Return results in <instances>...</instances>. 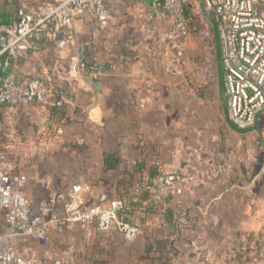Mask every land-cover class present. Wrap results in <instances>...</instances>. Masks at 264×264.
<instances>
[{
    "label": "crops",
    "instance_id": "1",
    "mask_svg": "<svg viewBox=\"0 0 264 264\" xmlns=\"http://www.w3.org/2000/svg\"><path fill=\"white\" fill-rule=\"evenodd\" d=\"M48 1L51 0H36V4ZM19 6L20 0H0V30L18 21ZM110 8L124 9V13L133 8L138 10L137 17L129 21L125 15L122 21L125 19L127 24L139 25L146 36L143 38L151 46L166 47L169 24L151 16L150 0H111ZM70 28L77 35L75 44L60 48L56 41L48 39L37 51L4 57L0 79L17 76L27 82L41 78L48 84L74 92V105L66 109L38 103L11 108L16 112L22 108L24 117L39 111L40 116L48 120V126L43 130L55 138L64 136L72 145L78 141L81 146L101 152L94 162L83 161L87 156L81 154L80 162L65 163L64 168L55 167L42 180L50 184L49 189L45 184V198L52 191L66 193L76 182L89 185L85 204L93 206L103 192L110 197L126 196L125 187L130 185L131 178L136 186L141 178L145 181L147 172H136L132 176V163L144 159L146 154L149 163L154 164L160 159L170 169L181 168L178 160L167 155L168 151L160 149V154H155L154 148L158 146L146 141L144 133L134 127L147 105L162 102L160 94L155 91L157 76L154 72L155 69L158 72L165 69L159 64L154 67L145 63L144 58L134 64L130 62L134 50L128 47V42L138 39L131 35L123 39L126 42L123 45L124 41L116 40L120 37L118 33L113 35L103 28L91 10L83 11ZM135 35H139L138 26ZM76 55L80 56L83 68L85 63L95 65L88 73L83 70L85 73L75 81L69 73V62ZM94 83L101 85L102 97ZM90 135L95 137L94 140L88 138ZM105 152H115L121 157L120 169L104 168ZM21 173L26 174L30 182V174L23 170ZM216 173L197 177L182 195L169 196L159 204L147 200L142 208L124 213L123 218H128L139 229L132 239H128L115 224L107 230L95 225L86 229L76 225L72 228L53 225L49 237L54 242L49 245L47 242L40 248L37 242L31 241L26 247L40 251L47 261L59 259L66 264H264V173L249 184L243 177L234 180L229 175ZM27 191L26 187V196L33 209L38 210L39 202L45 198L34 201ZM153 205L154 209H149ZM188 207L192 209L193 218L182 225L181 238L176 241L181 253L168 262L167 227L161 212L173 208L176 213H181ZM222 213L226 215L223 223ZM211 229L220 231L216 236H219L223 248L218 246L217 240L214 243L209 240ZM202 247H209V250L202 252Z\"/></svg>",
    "mask_w": 264,
    "mask_h": 264
},
{
    "label": "built area",
    "instance_id": "2",
    "mask_svg": "<svg viewBox=\"0 0 264 264\" xmlns=\"http://www.w3.org/2000/svg\"><path fill=\"white\" fill-rule=\"evenodd\" d=\"M111 0H51L36 4V0H20L18 21L0 30V69L4 57H18L29 50L37 51L43 41L54 40L60 48L75 44L77 35L70 28L85 10H91L99 24L107 28L112 20ZM208 8L219 22L222 37L224 88L229 116L241 128L255 124L259 112H264V0H206ZM151 16L167 21L170 29L167 41L182 53L190 30L183 12V0H150ZM78 55L71 58L69 73L80 78L85 68ZM75 95L66 87L54 86L41 78L24 82L17 76L0 79V104L17 108L38 103L66 109L74 105ZM157 174L136 186L133 202L140 192L147 191L156 203L169 196L182 195L193 180L189 171L168 168L155 160ZM26 174L0 149V264H66L59 259L47 261L40 251L28 249L35 241L45 245L53 225L72 228L97 226L107 230L117 225L128 239L138 227L125 221L121 211L129 199L101 193L99 202L85 204L89 185L73 183L66 193L50 192L34 210L25 194ZM49 189L50 184L46 183Z\"/></svg>",
    "mask_w": 264,
    "mask_h": 264
},
{
    "label": "rangeland",
    "instance_id": "3",
    "mask_svg": "<svg viewBox=\"0 0 264 264\" xmlns=\"http://www.w3.org/2000/svg\"><path fill=\"white\" fill-rule=\"evenodd\" d=\"M193 1L195 18L202 27H194L189 32L181 54L169 42L162 49L151 46L143 38L146 36L137 24L139 35H135L137 26L127 24V20L137 17L138 10L133 8L124 13V9H111L112 20L106 30L113 35L118 33L120 37L116 40L120 43L124 41L123 45L126 44L123 39L131 35L138 39L136 42H128V47L134 50L131 51L130 62L134 64L144 58L145 63L154 67L161 65L165 69L158 72L154 68L157 76L155 91L160 94L162 102L147 105L134 127L144 133L146 141L157 145L159 151H168L167 155L178 160L182 170L192 174L193 180L188 183L187 190L197 177H208L216 172L229 175L234 180L243 177L249 184L264 173V113L259 116L258 128L245 132L234 130L226 122L224 104L227 96L224 93L223 101L218 86L219 70L220 89L223 92L221 41H218L215 48L210 15L202 9L200 0ZM125 15L129 19L122 21ZM167 28H171L170 24ZM71 78L76 81V78ZM4 107L0 109V149L19 172L23 170L30 174L27 195L34 201L45 198L46 183L42 180L54 169L64 168L65 163L80 162L78 158L81 154L87 156L83 161L94 162L101 153L94 148L79 145L78 141L72 145L64 136L55 138L43 130V127L48 126V120L41 117L39 111L24 117L25 114L21 115L22 108L16 112L11 106ZM2 112L6 113L5 117ZM88 138L94 140L95 137L90 135ZM62 145L65 146L61 148ZM135 162L132 165L135 166ZM220 218L223 223L226 215L222 213ZM219 232L212 231L209 240L211 243L217 240L218 246L223 248L219 236H216ZM54 241L50 238L48 245ZM37 245L40 248L43 246L42 243ZM208 250L209 247L201 249L205 253Z\"/></svg>",
    "mask_w": 264,
    "mask_h": 264
},
{
    "label": "trees",
    "instance_id": "4",
    "mask_svg": "<svg viewBox=\"0 0 264 264\" xmlns=\"http://www.w3.org/2000/svg\"><path fill=\"white\" fill-rule=\"evenodd\" d=\"M183 12L188 24V28L191 31L194 27L195 29H200L202 26L201 24L196 20V11H195V4L193 0H183ZM209 23L211 24L212 28H213V21H212V17L211 15L209 16ZM212 33L214 36V41H215V33H214V29H212ZM95 63H85L84 68L86 70V72L88 73L90 70H92L94 68ZM2 74L1 69H0V75ZM5 104H0V109L5 108L4 107ZM58 108V107H56ZM60 109V108H58ZM2 116L5 117L6 113L2 112ZM154 153L155 154H160L159 149L156 147L154 148ZM147 155V154H146ZM142 160H137V163L135 164V166L133 167V171H132V176L134 177V174L136 172H141L142 174H144L145 172H147V179H152L156 174H157V167L155 166V164L149 163V159H148V155ZM121 163H122V159L121 157L116 154L115 152H105L104 154V168L107 169H120L121 168ZM134 178H131L130 180V185L125 187L126 189V196H122L123 198H128L129 199V204H128V208L124 209L123 211H121L120 215H124V213H128V212H133L135 209H139L143 207V204L145 201L147 200H151L152 202L156 203L155 201H153V199L151 198V195L149 192L147 191H141L140 192V200L138 202H133L132 198L135 196V192H136V185L133 184ZM145 180V181H146ZM143 178H141L139 180V183L142 184ZM124 187V185H122ZM130 188L132 190H130ZM153 207H150L149 209H154ZM191 207H188V210H183L181 213H176V210H174L173 208H168L165 211L161 212V216H162V220L164 225L167 227L166 231H167V238H168V243L169 246L167 248V254L169 256V258H167V261L170 262L174 257H179L181 250L180 247L177 246L176 241L177 239L180 240L181 238V234H182V229H183V224L184 223H188L190 220H192L193 216H192V212H191ZM125 221H129L128 218H124ZM167 263V262H166Z\"/></svg>",
    "mask_w": 264,
    "mask_h": 264
},
{
    "label": "water",
    "instance_id": "5",
    "mask_svg": "<svg viewBox=\"0 0 264 264\" xmlns=\"http://www.w3.org/2000/svg\"><path fill=\"white\" fill-rule=\"evenodd\" d=\"M200 4L201 7L204 11H206L209 15H211L212 17V21H213V29H214V33H215V48H216V44H218V41H221V46H222V37H221V31H220V27H219V22L218 19L216 17V15L211 12V10L208 8L206 0H200ZM216 53V50H215ZM217 62V61H216ZM218 70V68H217ZM224 77V76H223ZM90 81L93 83L94 79H90ZM95 89L97 91V93L99 94L100 97L103 96V91H102V87L101 85L94 83ZM218 86H219V92H220V97L223 99L224 101V93H225V89L222 92L220 89V74H219V70H218ZM224 110H225V118H226V122L229 124V126L231 128H233L236 131H240V132H245V131H249L253 128H258L257 124H258V119L259 116L262 112H259L257 115V119L255 121V124L251 127H247V128H241L239 126H237L235 123H233V121L231 120L230 116H229V111H228V105L227 102L224 104Z\"/></svg>",
    "mask_w": 264,
    "mask_h": 264
}]
</instances>
